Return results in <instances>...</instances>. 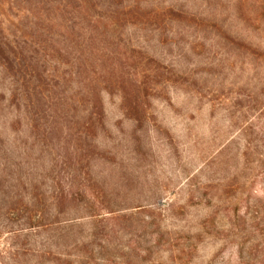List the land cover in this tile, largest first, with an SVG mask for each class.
Wrapping results in <instances>:
<instances>
[{
  "label": "rangeland",
  "instance_id": "rangeland-1",
  "mask_svg": "<svg viewBox=\"0 0 264 264\" xmlns=\"http://www.w3.org/2000/svg\"><path fill=\"white\" fill-rule=\"evenodd\" d=\"M0 264H264V0H0Z\"/></svg>",
  "mask_w": 264,
  "mask_h": 264
}]
</instances>
